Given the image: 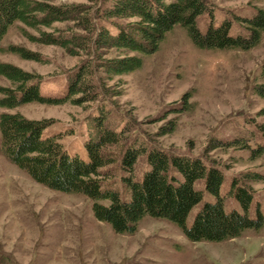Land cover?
Segmentation results:
<instances>
[{
	"label": "rangeland",
	"instance_id": "rangeland-1",
	"mask_svg": "<svg viewBox=\"0 0 264 264\" xmlns=\"http://www.w3.org/2000/svg\"><path fill=\"white\" fill-rule=\"evenodd\" d=\"M205 1L211 16L206 13L197 19L200 29L205 30L210 20L216 26L229 21L231 35L247 33L235 17H250L256 9L264 10V0ZM49 2L91 5L92 15L99 6L89 0ZM76 24L77 20L54 26L65 34L83 32ZM23 29L36 34L19 22L9 27L0 40V63L36 75L43 96L61 98L68 78L92 56L82 52L73 56L59 46L31 42ZM158 45L135 71L107 78L101 70H94L93 102L86 101L90 94L77 95L74 103L35 101L12 111L0 107V113L19 112L25 118L43 120L44 134L60 135L68 153L86 160L84 141L91 118L102 107L105 125L115 132L125 130L121 144L157 147L216 165L224 176L220 193L225 209L241 211L239 203L227 194L235 179L252 188L249 215L253 216L256 207L264 214V156L250 152L256 145L264 146L258 128L264 125V98L254 92L257 84L264 83L259 77L264 65V30L259 43L246 50L198 48L180 26L166 33ZM10 47L36 53L39 60L22 58ZM102 52L103 57L116 55L112 49ZM0 87H11L1 75ZM235 142L238 144L232 146ZM115 146L110 149L119 159L120 146ZM144 158V154L139 156L135 165L137 176L145 168ZM113 174V185L119 187L120 172ZM255 174L258 177L254 178ZM195 185L203 188L200 181ZM195 211L188 214L187 223ZM0 264H264V227L244 230L223 241L193 242L169 221L144 216L133 233L118 234L94 217L87 197L35 183L0 152Z\"/></svg>",
	"mask_w": 264,
	"mask_h": 264
},
{
	"label": "trees",
	"instance_id": "trees-1",
	"mask_svg": "<svg viewBox=\"0 0 264 264\" xmlns=\"http://www.w3.org/2000/svg\"><path fill=\"white\" fill-rule=\"evenodd\" d=\"M89 1L99 3L93 15L91 5L0 0V40L9 27L19 22L35 31L32 35L22 30L31 42L59 46L73 56L80 52L92 56L68 78L66 93L61 98L43 96L36 75L18 66L0 63V75L11 84V87H0V107L12 111L21 104L35 101L50 105L74 103V97L86 94H90L86 101L93 102L96 100V85L91 82L94 70L114 78L140 69L143 57L156 52L165 34L175 26L183 28L196 47L209 50L249 49L259 43L264 30L261 8L250 17H235L246 27L247 33L231 35L229 21L216 26L210 20L205 30L200 29L197 19L206 13L211 16L205 0ZM75 20L83 32L65 34L54 26L56 22ZM106 22L114 30L107 27ZM10 49L22 58L39 60L36 53L26 49ZM105 49L114 50L116 55L103 57ZM259 77L264 82V65ZM254 92L264 98V83L257 84ZM98 109L96 117L91 118L84 141L86 160L68 153L60 135L44 134L46 123L43 120L28 119L19 112L0 113V152L35 183L53 191L87 197L94 217L118 234L133 233L144 216L169 221L193 242L223 241L244 230L264 227V214L259 207L253 216L249 215L252 188L248 183L232 179L227 194L239 203L241 211L234 208L227 211L220 193L224 176L219 167L203 163L199 157L175 155L157 147L145 149L121 144V139L126 138L125 130L115 132L105 125L103 108ZM258 128L264 138V125ZM236 144L238 142L231 143ZM113 145L120 146L116 150L119 159L111 152ZM250 152L255 157L264 156V146L256 145ZM143 154L145 168L137 176L135 165ZM103 170L110 173L104 174ZM116 170L120 172L119 187L113 185ZM197 181L201 182L202 189L195 185ZM195 208L191 222L187 223L188 214Z\"/></svg>",
	"mask_w": 264,
	"mask_h": 264
}]
</instances>
